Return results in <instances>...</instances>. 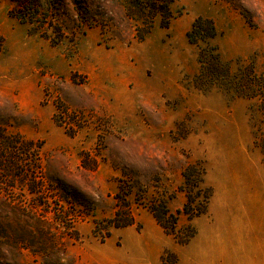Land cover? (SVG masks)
Returning a JSON list of instances; mask_svg holds the SVG:
<instances>
[{
    "label": "rangeland",
    "instance_id": "1",
    "mask_svg": "<svg viewBox=\"0 0 264 264\" xmlns=\"http://www.w3.org/2000/svg\"><path fill=\"white\" fill-rule=\"evenodd\" d=\"M135 1L0 0V264H264V0H139L169 2L152 29ZM192 166L212 196L181 244L147 205L177 215Z\"/></svg>",
    "mask_w": 264,
    "mask_h": 264
},
{
    "label": "trees",
    "instance_id": "2",
    "mask_svg": "<svg viewBox=\"0 0 264 264\" xmlns=\"http://www.w3.org/2000/svg\"><path fill=\"white\" fill-rule=\"evenodd\" d=\"M169 2L164 1L161 2V4L155 5L152 7V11L145 10V8H141V4L139 0L135 1V6L138 8L137 12V19L139 22L145 25L146 28L152 29L153 16H162L163 20L160 24V27L167 28L169 26V23L172 19V15L170 12V9L166 4ZM30 12H27V15H30L34 13V15L37 14L35 12V9L33 8H27L26 11L31 10ZM26 12L23 10H19L18 14L15 15L17 20H19L21 23L26 24L28 26H31L30 33L31 34H39L41 37L43 35L41 32L42 26H36L35 22L37 20V16H34L33 18H29L25 14ZM140 31V30H139ZM137 39L138 41H142L145 38V35L150 33L149 30L141 34L138 32ZM217 36V30L214 25V23L210 20L203 19V18H197L193 25L191 30L187 33L188 41L191 45L200 46L201 43H206L209 40L214 39ZM211 52L206 48H199V54H198V62L202 65H208L213 69L214 73H217L218 68L222 66L221 59L219 57V54L217 52L216 48H211ZM212 76V75H211ZM210 76V77H211ZM199 80V79H198ZM196 83V88L202 89L200 85H202L203 80H199ZM190 169L193 170V176H190L186 173L183 174L185 185H186V203L182 210H179L177 212V215L174 213H171L169 208L167 207L165 202H153L151 205H147L150 212L153 214L154 218L156 219L157 223L163 228L166 234L171 235L176 239L179 243L183 244L186 243L189 239L193 238L196 234V231L192 225H188L187 230H179L178 228V216H185L188 221H192L194 218L200 217L205 214L207 211V207L211 198V193L207 188H203L200 186V183L202 180H199V170H197L196 167L192 166ZM196 173V177H194ZM195 178H196V184H195ZM198 183V185H197ZM198 188V189H197ZM197 189V190H195ZM135 196V200L140 201L137 199V197H141V194H136L132 190V188H127L124 186H121L119 188V200L123 203H125L127 195H133ZM128 205L125 204L124 209H128ZM124 210L125 211H127ZM121 214H123L122 211H119L116 214V217L114 218L113 222L115 228H123L132 226L134 224L133 220L129 218V212H128V218L124 220H120Z\"/></svg>",
    "mask_w": 264,
    "mask_h": 264
}]
</instances>
